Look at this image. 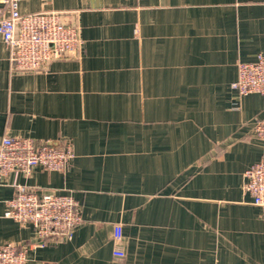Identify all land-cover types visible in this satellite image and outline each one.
<instances>
[{
    "label": "crops",
    "instance_id": "0c3cea01",
    "mask_svg": "<svg viewBox=\"0 0 264 264\" xmlns=\"http://www.w3.org/2000/svg\"><path fill=\"white\" fill-rule=\"evenodd\" d=\"M19 11L59 15L82 46L16 71L0 37V142L69 141L74 157L64 173L0 182V246H29L26 264H264V208L242 189L264 161L253 130L264 98L231 89L237 63L264 55V0H21ZM17 185L73 196L72 237L40 246L6 218Z\"/></svg>",
    "mask_w": 264,
    "mask_h": 264
},
{
    "label": "built area",
    "instance_id": "2783aa9c",
    "mask_svg": "<svg viewBox=\"0 0 264 264\" xmlns=\"http://www.w3.org/2000/svg\"><path fill=\"white\" fill-rule=\"evenodd\" d=\"M21 0H0V37L10 50L12 68L16 71H38L51 61L80 54L79 28L64 24L54 13L21 14ZM238 97L258 94L264 98V55L256 54L249 62L237 63V76L231 84ZM254 135L264 142V117L254 123ZM69 141L57 145L38 143L30 138L4 137L0 142V182L8 173L29 175L39 167L44 171L64 173L73 159ZM242 189L252 197L255 206L264 208V161L251 165L244 174ZM22 226H30L43 246L48 239H70L81 224L78 202L69 194L52 192L38 195L35 188L15 186L4 213ZM113 257L123 258L122 227H113ZM36 246V244H35ZM25 246H0V264H26Z\"/></svg>",
    "mask_w": 264,
    "mask_h": 264
}]
</instances>
